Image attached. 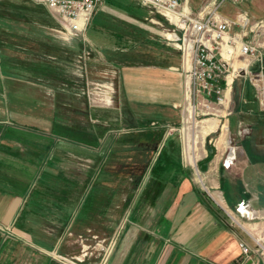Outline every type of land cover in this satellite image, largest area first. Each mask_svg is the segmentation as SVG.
Wrapping results in <instances>:
<instances>
[{"label":"crops","instance_id":"obj_1","mask_svg":"<svg viewBox=\"0 0 264 264\" xmlns=\"http://www.w3.org/2000/svg\"><path fill=\"white\" fill-rule=\"evenodd\" d=\"M174 48L166 45L159 61L123 78L133 74L137 83L132 94L141 104L139 122L146 123L148 112L159 123L150 129L164 130L159 145L176 137L167 156L176 160L175 167H153L158 145L149 156L138 152L151 157L148 167L122 173L136 175L138 183L131 185L128 178L118 185L108 162L114 137L107 133L100 146L84 145L75 126L70 130L63 118H45L41 111L55 106L34 97L38 89L33 82L19 81L16 58L1 61L0 47V76L9 80L11 93L9 104L0 92V264H245L250 259L264 264L255 242L261 238L264 244V106L259 93L249 74L235 78L241 77L238 103L229 117L227 108L222 112L227 128H219L220 118L208 120L205 129L211 135L200 143L192 165L178 132L164 128L180 126L177 106L185 100ZM248 62L239 59L234 65ZM257 68L255 63L249 70ZM15 101L22 102L17 104L21 114L28 116L33 106L42 115L13 119ZM111 121L93 119L95 126H111ZM82 160L89 162L87 167ZM93 185L100 199L82 211V199ZM241 241L252 248L250 258L243 259Z\"/></svg>","mask_w":264,"mask_h":264},{"label":"rangeland","instance_id":"obj_2","mask_svg":"<svg viewBox=\"0 0 264 264\" xmlns=\"http://www.w3.org/2000/svg\"><path fill=\"white\" fill-rule=\"evenodd\" d=\"M190 3L198 11L203 0H191ZM243 11H247L253 21L264 20V0L227 3L220 9L221 13L232 16V19ZM0 26L1 61L3 57L16 58L13 64H17L19 81L23 84L33 82L38 89L34 97L56 108L51 112L41 111L44 117L63 118L65 127L70 130L75 126L76 132L80 131L78 135L84 145L98 147L107 133L112 135L115 147L108 162L115 169L114 183L119 185L130 178L131 185L137 184L139 180L136 175L122 173L137 171L140 162L136 158L137 153L147 150V147L135 143L121 144L119 140L125 133H140L159 123L153 122L158 119L148 112L146 123L139 122L141 112L138 109L141 104L133 101L138 95L132 94L137 91V83L133 80V74L129 73L137 67L142 68V65L159 61L163 56L159 52L164 51L166 45L174 46L181 60L176 69L182 74L184 83L183 54L172 40L174 26L169 18L139 0H106L94 12L86 31L73 35L64 30L60 20L45 5L32 0H0ZM238 29L235 27L233 30ZM177 33L181 35V32ZM127 72L128 78L125 80L123 75ZM8 82V79L0 76V92L10 104ZM240 82L241 77L237 81L234 79L228 111L232 112L235 103H238L236 90ZM41 88L49 94H45ZM107 90L110 96L105 93ZM20 103H11L13 119L35 120L42 115L39 110L34 112L33 106H30L32 110L28 116L27 113L21 114L17 105ZM24 107L28 106L25 104ZM96 118L112 120L113 125L103 126L99 123L95 126L93 119ZM220 119L221 124L225 123L223 117ZM164 128L167 132L171 129L169 126ZM91 135L95 136L96 141L90 138ZM168 147V139L162 146H158L154 168L169 171L175 167L176 160L167 158ZM127 154L131 157L127 158ZM99 163L100 160L97 161L98 166ZM88 164L82 160L83 167ZM99 199V192L93 185L82 199V211ZM230 210L233 217H239L233 208Z\"/></svg>","mask_w":264,"mask_h":264},{"label":"built area","instance_id":"obj_3","mask_svg":"<svg viewBox=\"0 0 264 264\" xmlns=\"http://www.w3.org/2000/svg\"><path fill=\"white\" fill-rule=\"evenodd\" d=\"M47 6L60 20L65 31L77 35L86 31L96 10L106 0H32ZM143 5L166 15L173 27L174 44L183 54L185 100L177 107L181 124L177 131L185 159L195 164L197 149L206 140L209 116L222 117L228 111L232 84L237 76L247 73L255 85L264 106V20L253 22L248 13L226 19L220 12L227 3L240 4L245 0H203L195 11L191 0H139ZM239 28V32L233 30ZM178 32H181L179 35ZM239 59L249 60L246 66L234 65ZM258 63L259 68L249 67ZM221 124V123H220ZM222 125V126H221ZM219 128L224 127L221 124ZM217 130V129H216ZM215 130V131H216ZM264 254V244L255 239ZM243 259L251 257L252 248L241 241Z\"/></svg>","mask_w":264,"mask_h":264},{"label":"trees","instance_id":"obj_4","mask_svg":"<svg viewBox=\"0 0 264 264\" xmlns=\"http://www.w3.org/2000/svg\"><path fill=\"white\" fill-rule=\"evenodd\" d=\"M6 65V64H4ZM163 129H161L160 131L156 132L155 130L149 129V130H144L140 133H134V132H128L125 133L121 136L119 142L121 144H128V143H135V144H143L147 147L146 149L141 150L139 153H143L147 152L148 156L149 154H151V152H153L157 146L159 145L162 137H163ZM169 141V147L168 149H170L171 147L177 145V140L176 137L172 136L168 139ZM153 147V148H152ZM137 153L138 156H136V158H138L139 165L142 167H148L150 165L151 162V157H147V158H143L141 157V155ZM131 157V156H130Z\"/></svg>","mask_w":264,"mask_h":264},{"label":"water","instance_id":"obj_5","mask_svg":"<svg viewBox=\"0 0 264 264\" xmlns=\"http://www.w3.org/2000/svg\"><path fill=\"white\" fill-rule=\"evenodd\" d=\"M245 264H254V263H253V260L250 259V260H248Z\"/></svg>","mask_w":264,"mask_h":264},{"label":"bare ground","instance_id":"obj_6","mask_svg":"<svg viewBox=\"0 0 264 264\" xmlns=\"http://www.w3.org/2000/svg\"><path fill=\"white\" fill-rule=\"evenodd\" d=\"M259 239H261V238H259Z\"/></svg>","mask_w":264,"mask_h":264}]
</instances>
